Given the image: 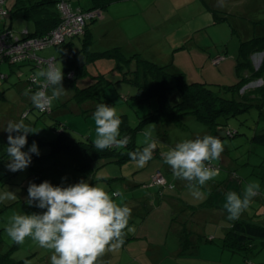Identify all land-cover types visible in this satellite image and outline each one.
<instances>
[{
  "label": "rangeland",
  "instance_id": "obj_1",
  "mask_svg": "<svg viewBox=\"0 0 264 264\" xmlns=\"http://www.w3.org/2000/svg\"><path fill=\"white\" fill-rule=\"evenodd\" d=\"M75 1L74 5L81 7L84 11L90 8V3L87 0ZM13 2L14 0H8V8H10ZM213 2L215 4L219 3L215 0H123L115 2L110 6L108 11L110 13L109 17H106L103 21L100 19L87 20L90 28L102 22V26L96 28V33L97 29L100 28L101 34L98 35L97 33L95 35L96 33H94L93 39H89L90 42H93V44L91 43L92 45L90 44L91 51L106 48L109 44L119 45L124 50L130 49L131 52L140 53L142 59L155 62L158 65L171 64L182 72L185 83L194 81L205 82L213 90L224 86H232L239 79L236 72L238 61L236 57H238L239 44L241 39L246 38V35H243L240 29H249L251 22L264 19V6L250 5L251 0H229V4L222 1V6L224 7L225 5L227 11L233 15L230 17L229 22H221L218 21V17L223 16V14ZM258 3H260V0ZM71 8L75 10L72 5ZM5 27L15 32H20L25 28H32L31 24L23 18L22 12H12L11 8L8 9V14L5 17ZM72 40L74 46L71 48H74L73 50L77 52L81 48V41L79 38ZM67 41H70V39H67ZM124 52L126 56V53H129V51ZM38 55L45 58L51 55L54 57L60 56L61 53L56 48H46L38 52ZM61 56L62 58L56 60L55 66L60 67L62 65L63 71L65 57ZM216 56L218 58L213 60ZM219 56L225 58H219ZM74 60L76 62L75 65H80L85 61V58L82 53H78ZM251 64L254 70L260 69L264 64V52L254 54L251 58ZM1 67L5 72H8L7 64H2ZM90 67H95V65L91 64ZM242 69L241 71L243 72L240 75L245 77L247 71ZM37 72L38 70H35V74ZM105 77L113 85L104 91L106 94L103 92L104 94L97 96L100 99L109 98L108 100L112 102L117 113L126 119L127 128H124L127 132L136 128L133 132V140L137 147L151 142L144 136L145 131L148 130L152 131V140H155L156 146L164 153L174 148L177 143L183 140L202 138L205 136L204 133L209 131L211 134L208 135L217 137L222 141L224 148L228 151V158L231 159L229 165L225 164L224 161L227 163V159L224 160L222 155L218 160L212 162L211 167L217 168L219 175L203 186L205 193L201 191V187L200 195H194L193 191L187 186L188 182L179 179L178 182L185 186L184 191H181L183 190L181 186H177L175 189L165 191L161 199L150 195L155 194L156 189L150 187L149 183L155 167L165 171L164 161L158 158L152 159L145 167L138 168L132 160L125 163H107L106 159L98 160L93 165V172L95 173L94 185L103 187L109 194L115 191L123 193L122 197H115L113 199L117 203L126 204L132 209L131 217L135 223L132 225H137L140 222L142 226L141 231L151 235L149 238L158 237L154 235L156 230L161 231L163 237H166L164 233L167 231L170 223L169 220L175 211L173 208V198L176 200H186L187 204L198 207L202 202H205L209 193H211V196L215 193L214 197L220 209L226 211L223 208L226 193L235 191L242 196L244 187L249 182L259 183L260 190L244 213L252 221H257V219L264 221V146L253 145L249 141L254 132L264 131V115L259 117L258 111L252 109L237 117L228 118L226 121L220 118L219 121L222 126L218 127L216 132L215 130H209L210 127L200 124L197 119H194L195 116L193 115L184 116L179 124H163L156 127L157 125L154 123H145L140 126V121L158 107L156 99L150 98L149 101L140 102L136 97H133L136 94L135 88L127 83L117 82L116 73L108 72L105 74ZM262 82V79H257L256 81L247 83L241 91L258 87L262 85ZM114 86H116V90ZM63 87L67 92L60 100L53 103V117L66 125L65 135L67 137L76 141L89 140L93 143L95 139V125L92 114L96 109V104L94 102L82 105L77 104L72 99L74 95L73 91L67 85ZM0 88V92L8 93L7 96L14 94L13 91L5 89V83H0ZM229 94L227 93L226 96H235L232 95V92ZM123 97H126V100H123ZM85 110H89V113L85 112ZM262 110L264 111V106ZM37 114L35 112L31 113L29 116L30 120L33 121ZM121 119L123 123L124 119ZM37 121V128H41L45 124H51L53 118L47 115H39L36 123ZM228 128L237 131L238 135L234 137L226 136ZM0 132L7 137L6 131L2 130ZM120 133L122 136V130H120ZM40 134L49 140L55 137L53 131L47 127L41 129ZM202 134L203 136H201ZM62 158L64 162L63 160L58 162L61 165L59 173H55V170H53L55 166L49 160L44 162V164L46 163L45 167L47 165L50 166L48 171L55 173L54 175L51 173L47 174V181L54 186L74 184L76 180L77 182L81 180L86 181V177H79L77 171L71 170L66 166V155H63ZM55 160H57V157ZM65 177L66 179L62 180ZM65 181H68V184H65L67 183ZM17 198L22 199L19 196ZM141 198L147 200L146 206L133 208L134 201ZM147 209H149V212L146 213L145 210ZM42 212L35 205L20 203L16 208L8 209L2 214L0 217V229H5L9 217L14 213L31 215ZM143 217H146L147 220H144ZM156 223L161 224L156 225ZM174 227L177 231H182L181 225L175 224ZM215 227V225L209 224L207 228L210 230V228ZM219 230L223 234L220 227ZM133 233L129 234L132 235ZM2 238L1 251L5 252L14 242L7 236L5 230L2 232ZM221 238H217L215 242L219 243ZM132 241L129 240L126 246L133 249H141L139 241L135 242L138 243L137 245H132ZM140 243L147 248L149 242L142 240ZM256 245L253 251L249 252L248 258H250L248 261L242 255L227 252L226 254L229 255L222 258L221 264H264V249H260L259 241H257ZM167 246L172 248L166 244L163 245L164 249ZM28 250H31L33 254L25 259V261H29L30 264H51V262L48 263L46 260L48 257H51L52 250L41 248L31 238H26L24 244L19 245L14 250L13 257L24 259L27 257L26 251ZM120 252L122 253L121 249L108 252L105 255H111L112 259H114ZM139 252L140 254H138ZM133 253H135L141 262H145L148 259L146 252L143 254L142 251L138 250V252L135 251ZM119 256L120 264H126L130 260L126 255L121 256L120 254ZM182 258L178 257L176 260L173 259L172 262L165 261L163 263L187 264L189 262ZM112 259L107 260V264H119L118 260L114 259L112 261ZM25 261L23 264H25ZM190 264H198V262ZM203 264H206V262Z\"/></svg>",
  "mask_w": 264,
  "mask_h": 264
},
{
  "label": "trees",
  "instance_id": "obj_2",
  "mask_svg": "<svg viewBox=\"0 0 264 264\" xmlns=\"http://www.w3.org/2000/svg\"><path fill=\"white\" fill-rule=\"evenodd\" d=\"M57 1L58 0H14L12 12H22L23 18L32 26L31 29L27 28L28 35L26 36L22 35L21 31L16 32L20 39L29 37L42 38L48 35L59 24L60 17L56 9ZM88 1L91 5L90 8L85 11H98L101 17L97 19H101L102 11L105 8L115 2L123 0ZM215 1L219 3L215 4L213 2V4L217 5L219 11L223 14V16L218 17V21L229 22L233 14L227 11L225 5L224 7L222 6V1L229 4V0ZM258 1L259 0H251L250 5L254 4L259 7L264 6V4H262L264 0H260V3H258ZM7 9L10 8L7 6ZM243 22L245 23V21ZM88 26L89 24L86 23L85 32L82 36L74 37L79 38L81 41V48L77 52L73 50L74 48H70L71 42H73L72 39L74 38H67L70 39V41L65 39L62 44L50 47V49L56 48L59 53L65 57L63 86L67 85V87L73 91L74 95L72 99L77 104L82 105L84 103L94 102L97 105L103 102L109 106H113L112 102L108 100V97H106L107 99H100L97 96L104 94V91L113 85V83H110L105 77V74L110 72L116 73L118 78L117 82H124L135 88L136 94L133 97H136L138 101H149L150 98L156 99L158 107L140 121V126L145 123H154L157 125L156 127L163 124H179L184 116L193 115L195 116L194 119H197L200 124L210 127L209 130H215L216 132V129L222 126L219 121L220 118L226 121L228 118L237 117L252 109L258 111L259 117L264 115V111L262 110L264 106V64L258 70H254L251 64V58L254 54L264 52V19L251 22V24H249V29L239 28L242 34L246 35V38L240 41L238 57H236V59H238L236 72L239 79L236 84L224 86L217 90L211 89L205 82L194 81L185 83L182 72L171 64L158 65L155 62L142 59L140 53L135 51L131 52L130 49L124 50L123 47L119 45L106 46V48L91 51L90 44H93V42H90L89 39H93V34L96 33V29L94 30ZM124 51H129V53H126L127 56ZM78 53L84 55L85 61L80 65H75L76 62H74V59ZM61 55L45 58L39 56V58L44 60L51 58L53 59V65H55L56 60L62 58ZM221 57L223 56H219V58ZM217 58L218 56L213 58V60ZM2 64L8 65V72L2 69ZM91 64L95 65V67H90ZM47 67L46 64L38 65L35 61L30 60L13 63L0 61V83H5V89L14 92L12 96H7L8 93L6 92H0V101L19 102L21 97H24L22 93L25 88H31L33 92L38 90V85L33 83L35 70L39 71ZM241 69L247 71L245 77L240 75L241 72H243ZM257 79H262V85L250 90L241 91L247 83L256 81ZM40 80L42 82L43 78H40ZM115 88L116 86H114V89ZM231 92L232 95H235L234 97H231ZM227 93H230V97L226 96ZM14 99L16 100L14 101ZM26 99H28V102L19 112L17 119H19L18 121L24 120L25 124H30L38 132L28 135L27 145L23 151H28V148L35 141L40 155L31 154L32 161L26 170L12 172L7 168L9 162V157L7 155L8 142L0 138V194L12 191L17 196L22 197V199L16 198L12 201L0 202V217L8 209H14L20 203H27V190L30 183H36L38 185L46 180V175L51 173V171H48L50 166L47 165L45 167L46 163L44 164L47 160H49L51 164H54L55 168H53V170H55V173H59L61 165H59L58 162L63 160V155H66V166L71 170L77 171L79 177H86V182L94 186L95 173L93 172V165L98 160L106 159L107 163H125L131 160L128 156L129 152L138 149L142 150L147 146V144L140 147L135 145L133 132L136 128L127 132L124 128L127 126L126 119L120 116L124 119L123 123L120 125V130H122L123 133L120 138L124 136L130 137L129 143L124 148L114 147L112 149L98 151L89 140L76 141L75 139L67 137L65 135L66 125L53 117L52 107L41 111L32 104L28 97H26ZM123 100H126V97H123ZM33 112L39 115L50 116L53 118L52 123L37 128L38 121L36 123V120H38L39 115H35V119L31 121L29 116ZM85 112L89 113V110H85ZM46 127L51 129L55 134V137L51 140L44 138L40 134L41 129ZM205 134L208 135L211 133L208 131ZM13 135H15V133H13ZM225 135L234 137L238 135V132L228 128L227 134ZM249 141L253 145L264 146V131L258 133L254 132ZM160 150L158 146L154 148L153 159L158 158L164 161V152ZM56 157L57 160H55ZM164 164L165 171L155 167L149 183L150 187L156 189L155 194L150 195L156 196L159 199H161L165 191L175 189L178 186L177 184L175 185L177 178L173 176L171 168L165 162ZM211 166L212 164L210 167ZM55 173L52 172L51 174L54 175ZM156 176L163 178L165 183L163 185L155 184L154 178ZM65 182H67L65 184H68V181ZM75 183H78L77 180L74 184ZM136 200L140 207H145L148 203L144 198ZM176 201L182 202L183 206L178 212H173L169 220L168 229L169 232H172L171 229L174 228L175 224L182 226V232H180L179 236L175 234L179 242L180 256H195L200 245L207 243H213L217 245L218 248L227 250L233 254L242 255L246 261L250 258H248L249 252L253 251L257 246V241L260 243V249H264V224H256L252 220L242 218V216H240L238 220H231L229 229L223 234L220 242H217L218 244L215 240H212L214 238L206 237H199L197 242L192 244L190 232L193 230L191 227L196 225L195 220L198 218V214L201 213L202 210L212 207L215 208L217 206L213 202L211 193L208 194L205 202H202L198 207H193L183 200ZM139 206H134L133 208H138ZM40 210L44 211V209ZM145 211L147 213L149 209ZM132 215L135 216L134 214ZM181 218L183 220H180ZM130 222L135 224L132 221V217L130 218ZM4 230V228L0 229V264H23L25 259L33 253L31 250H28L26 251L27 257L24 259H16L13 257V254L14 250L18 248L19 245L15 243L9 247L8 250L2 252V232ZM186 251H189V253L186 254ZM46 261L48 263L51 262L50 257H48Z\"/></svg>",
  "mask_w": 264,
  "mask_h": 264
},
{
  "label": "clouds",
  "instance_id": "obj_3",
  "mask_svg": "<svg viewBox=\"0 0 264 264\" xmlns=\"http://www.w3.org/2000/svg\"><path fill=\"white\" fill-rule=\"evenodd\" d=\"M40 78H43L42 82ZM63 79L62 65H50L33 77L38 90L33 92L31 88H25L22 94L41 111L50 109L67 92ZM92 119L95 125L93 145L98 151L124 148L129 143L130 137L120 138L122 119L115 107L98 103ZM4 131L9 134L7 168L12 172L26 170L32 161L31 154L39 156L40 152L35 141L28 151L23 149L27 145L28 135L38 131L25 124L24 120L9 121ZM144 136L151 142L142 150L128 153L138 168L145 167L153 159L156 147L151 130L145 131ZM224 150L219 138L205 135L194 140H183L163 156L173 176L187 181L190 190L199 196L200 188L219 175V170L210 165L220 158ZM259 190V183L249 182L242 196L235 191L227 192L223 205L228 213L227 218L238 220ZM27 191L26 202L44 211L31 215L14 213L9 217L5 231L17 245H23L26 238H31L41 248L52 250L51 264H104L102 258L105 254L119 250L127 235L135 231V227L129 225L131 208L113 199L123 196L119 191L109 194L103 187L93 186L84 180L67 186H54L45 180L38 185L30 183ZM16 198L12 191L0 194V202ZM25 264L30 262L25 261Z\"/></svg>",
  "mask_w": 264,
  "mask_h": 264
},
{
  "label": "crops",
  "instance_id": "obj_4",
  "mask_svg": "<svg viewBox=\"0 0 264 264\" xmlns=\"http://www.w3.org/2000/svg\"><path fill=\"white\" fill-rule=\"evenodd\" d=\"M67 1L70 4V6L71 5L74 6V9L83 10L81 7L74 5V3H76L75 0H67ZM12 5L13 4H11V6H10L11 9H13ZM110 6H108L107 8H105L102 11V18L100 19L101 21H103L106 17H109L110 13L108 11L110 9ZM101 23L102 22H99L91 28H93L95 30L98 26L99 27L102 26ZM99 30H100V28L97 29L98 35L101 34ZM97 33L95 35H97ZM71 43H72L71 46H74V43L73 42H71ZM71 46H70V48H71ZM107 46H116V45H110L109 44ZM15 100L16 99H14V101ZM27 100L28 99H26V97L24 96V97H21L19 102H13V101L7 102L5 100L0 101V131L6 129L9 121L18 122L19 119H17V116H18L19 112L24 108V105H26V103L28 102ZM205 133H204V135H207ZM8 135L9 134L7 133V137H6V136L2 135V133L0 132V138L5 140L6 142H8ZM201 136H203V134ZM227 152L228 151H226V149H225L221 155L224 158V160L227 159V163H226V161H224L225 164L229 165L231 163V159L228 158L229 155L227 154ZM178 180L179 179H177V182L175 183V185L177 184L178 186H181L183 189L181 191L183 192L185 189V186L181 185L178 182ZM201 191H204V193H205L204 187L201 188ZM214 195H215V193H214ZM214 195H212L213 200H214L213 202L217 207H215V208L212 207V208H207L205 210H202V212L198 214V216H197L198 218L195 220L196 225L191 227L193 229L190 232V240L192 241V244L196 243L197 240L199 239V237L214 238L212 240H216L217 238H221L222 235L230 227L231 220H229L227 218L228 213L226 211L220 209V206L218 205ZM183 201L186 202V200H183ZM133 206H139L137 201H134ZM173 206H174L173 208L175 210L174 212H178V210L182 209L183 204H182V202L176 201L173 199ZM243 216H244V218L249 219L248 215L244 212L242 213V217ZM133 220L134 219H132V221ZM144 220H147V218L145 217ZM249 220H251V219H249ZM253 222L256 224H264V221L259 220V219H257V221L253 220ZM129 224H130V226L135 227V232L132 235L131 234L127 235L125 240H127V239L128 240L120 248L122 250V253L121 252L118 253L116 255V258H114L115 260H118L119 264H120V260H119L120 254H121V256L126 255L130 258V260H129L130 262L128 261V263H126V264H164L163 262H165V261L172 262L173 259L176 260L178 257H183L182 259L188 260L189 262L187 264H190L192 262H198V264H203L204 262H206V264H221L222 258L229 255L226 253L227 252L231 253L227 250L218 248L217 245H214L212 243H207V244L200 245V248L196 252L195 256H188V257L187 256H180L179 242H178L177 237H176V235L179 236L180 231H177L176 229H174L175 227L171 229L172 232H169V229H168L169 227L167 228V231L164 233V234H166V237H163V234L161 233V231L156 230L154 232V235H157L158 237L157 238H154V237L149 238V236H151V235H148V234L144 233V231H141L142 226L140 225V222L137 225H132V223L129 221ZM160 224L161 223H156V225H160ZM209 224H213L216 227L212 228V229L210 228V230H209V228H207V227H209ZM219 227L221 228L223 234L219 230ZM162 238H164V239H162ZM129 240H131V241L135 240V241H132L133 242L132 245H137L138 243H135V242L139 241V244L141 245V249H133V248L127 247L126 244H128L127 242H129ZM142 240H147L149 242L147 248H145L142 245V243H140V241H142ZM170 240H171V242H169ZM166 244H168L172 248H169L167 246L164 249L163 245H166ZM138 250L142 251L143 254H145L144 252H146L148 259L145 262L139 261L138 257L135 255V253H133L135 251L138 252ZM185 253L188 254L189 251H186ZM138 254H140V252ZM110 258L112 259L111 255H108V256L105 255L102 258L104 261V264H107V260L109 261ZM114 259H112V261ZM150 261H151V263H150Z\"/></svg>",
  "mask_w": 264,
  "mask_h": 264
},
{
  "label": "built area",
  "instance_id": "obj_5",
  "mask_svg": "<svg viewBox=\"0 0 264 264\" xmlns=\"http://www.w3.org/2000/svg\"><path fill=\"white\" fill-rule=\"evenodd\" d=\"M7 2L8 0H0V61L9 63L30 60L38 65H53V59H41L38 52L60 45L67 38L82 36L87 20L101 17L98 11L73 10L67 1L58 0L56 9L60 17L59 24L42 38L20 39L15 31L5 27V17L8 14ZM21 34L28 35V29H23ZM154 183L163 185L165 182L163 178L156 176Z\"/></svg>",
  "mask_w": 264,
  "mask_h": 264
}]
</instances>
